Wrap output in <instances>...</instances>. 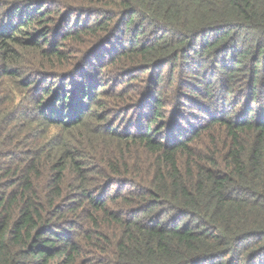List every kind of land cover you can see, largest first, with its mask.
I'll return each mask as SVG.
<instances>
[{
    "label": "trees",
    "instance_id": "obj_1",
    "mask_svg": "<svg viewBox=\"0 0 264 264\" xmlns=\"http://www.w3.org/2000/svg\"><path fill=\"white\" fill-rule=\"evenodd\" d=\"M0 264H264V0H0Z\"/></svg>",
    "mask_w": 264,
    "mask_h": 264
}]
</instances>
